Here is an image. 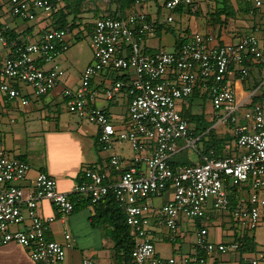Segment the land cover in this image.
Instances as JSON below:
<instances>
[{"label":"built area","instance_id":"obj_1","mask_svg":"<svg viewBox=\"0 0 264 264\" xmlns=\"http://www.w3.org/2000/svg\"><path fill=\"white\" fill-rule=\"evenodd\" d=\"M151 1L169 12L167 23L175 21L180 9L188 14L199 9L196 0H133V7L123 16L95 18L89 31L92 61L77 86H64L60 92L69 112L99 126L101 147L110 152L103 166L86 167L73 191L64 192L57 178L45 171L38 172L33 184L25 185L30 162L0 149V246L15 242L35 261L63 264L76 238L68 230L64 232L65 243L47 238L55 216L40 215L42 202L50 201L66 216L82 199L95 204L110 194L135 242L133 264H179L175 257L157 254L154 234L157 228L166 227L168 239L178 242L181 215L200 220L195 229L198 251L238 250L239 240L216 243L208 238L210 206L228 212L239 226L251 230L264 226V101L250 103L241 121L237 111L244 102H237L230 79L232 74L247 79L252 62L264 66V39L247 33L236 42L214 44L212 35L195 32L176 50L164 46L143 49L145 38L162 24L145 8ZM246 1L256 7L263 5L262 0ZM55 9L54 0H0V51L8 50L0 60V91L7 101L30 103L23 83L37 96L47 95L62 84L67 71L58 57L70 48L69 35L74 30L46 26L23 39L12 38L3 18L34 21L40 13L51 14ZM103 74L108 83L98 90L93 80ZM125 88L128 107L120 127L113 113L97 106L96 101L100 96L116 101ZM197 88L202 94L209 93L218 122L231 126L233 151L218 157L210 150L201 162L174 167L170 158L179 151V139L187 140L186 147H197L198 138L190 133V120L181 109ZM126 147L131 154H126ZM240 148L245 151L240 153ZM167 191L172 192L171 197L159 207L147 201ZM14 225L21 227L13 229ZM192 260L207 264L204 255L186 256L182 262ZM81 264L101 263L86 257Z\"/></svg>","mask_w":264,"mask_h":264},{"label":"crops","instance_id":"obj_2","mask_svg":"<svg viewBox=\"0 0 264 264\" xmlns=\"http://www.w3.org/2000/svg\"><path fill=\"white\" fill-rule=\"evenodd\" d=\"M196 1L199 5L196 14H188L186 13V9H180L175 13L174 22L179 21L180 30L187 34L186 40L195 32L212 35L214 37V44L236 42L242 35L247 33H254L259 38L264 39V0H262V7H256L246 0ZM54 2L56 4L55 10H58L61 6L60 0H54ZM155 6H157L158 11L162 9L155 1H151L145 6L148 12L150 9L149 13L151 17L156 13ZM131 8L127 9V11ZM51 14L42 12L34 21L3 18V22L9 25L10 30L17 35V38L23 39L26 34L39 33L41 29L49 26L52 22ZM177 14L179 18H177ZM93 22L94 20L91 21L89 31ZM78 29H74L71 33L72 35H69L70 43H72V40H75V33ZM178 42L175 43L174 50L178 49ZM7 51L6 48L0 51V60L7 55ZM66 52L58 57L61 65L62 59H69V55H65ZM92 58L93 56L91 55L88 64L92 61ZM249 66L250 76L247 79H239L238 75L234 74L230 76L231 82L236 89L238 103L244 102L245 104H250L255 101H264V66L254 62L250 63ZM1 79L2 76L0 74V81ZM105 79L106 74L97 76L93 80V85L98 90H102L108 83ZM67 83L68 71L61 84L62 88L70 86ZM21 87L26 94L32 91L28 86L24 85ZM197 90L199 89L197 88ZM60 92L56 94L52 90L49 94L45 95L44 100L47 98L46 103L42 99L38 100L28 95L30 98V103L28 104H24L19 99L7 101V97L1 92L0 149H3L12 156H18L30 162L32 168L25 185L33 184L38 172L45 171L57 178L58 187L61 191L71 192L80 180L83 170L91 165L98 164L103 166L108 161L110 152L103 150L101 147L99 126L69 112L63 105L64 102L61 99ZM197 97H201V95L199 94ZM204 101H206L209 111H213L210 98L204 99ZM187 102L188 104L185 102L181 104V109L189 110L193 113L194 108L189 104V100ZM96 105L112 112L116 124L122 127L128 107L127 88L123 90L122 95L116 101H109L100 96L96 101ZM200 132L201 137L207 131L201 130ZM200 137L197 138L199 139ZM125 151L126 154H131L128 147L125 148ZM204 154L199 151L194 154L187 152L183 144L179 146V151L173 154L170 160L177 166H183L187 165L186 161H190L191 164L201 162ZM171 193V191H167L165 198L154 197V202L152 201L153 206L159 207L165 203L171 197ZM159 198L160 200H156ZM39 213L42 217L55 216V220L46 232L48 239L65 243L64 232L66 230L70 231L76 238L73 246L67 249L66 259L63 264H81L82 260L86 257H92L101 264H126L125 260L117 258L114 224L110 217L111 210L106 204L102 205L100 203L94 205L88 199H82L77 203L73 212L62 216L50 201L45 200L39 207ZM219 217L217 213L209 212V221L219 220ZM183 224L181 219L182 236L179 241L187 236L188 226L185 224L183 226ZM195 229H189L192 247L195 252L187 254L192 255V258L204 255L206 256L207 264H264V227L260 226L249 235L242 234L236 238V240H239L238 238L243 239L244 236L248 238V241L245 242V248L239 249L236 252H213L209 254L196 249ZM208 238L214 241L210 238L209 234ZM166 240H169L168 229L166 227L157 228L154 234V241L158 255L163 258L175 257L179 264H185L182 262L186 257L182 250L184 246L182 245L183 247L181 246L180 250L177 251L175 247H170L166 244ZM251 249L254 250L253 253L249 252ZM254 260L257 263H254ZM0 264L49 263L33 260L26 248L20 244L11 242L0 246ZM188 264L197 263L195 260H192Z\"/></svg>","mask_w":264,"mask_h":264},{"label":"rangeland","instance_id":"obj_3","mask_svg":"<svg viewBox=\"0 0 264 264\" xmlns=\"http://www.w3.org/2000/svg\"><path fill=\"white\" fill-rule=\"evenodd\" d=\"M60 5H63V1L60 0ZM154 5V4H153ZM116 8L115 4H111L109 0H83L81 4V13L80 17L81 20V27L76 31L75 33V40H72V43L70 45L69 50H67L65 55H69V59H62V66L68 71V85L70 86H76L81 82V77L82 73L85 70L86 66L88 65V60L90 56H93V49H92V44L90 41V35H89V24L91 23L92 20L96 18L97 15L101 13H109L113 11ZM155 15H152L153 18L159 20L162 25L160 30L155 32V34L148 35L145 40L142 43V48L143 49H150L153 50L155 48L165 46L169 50H174L175 43L178 41H184L186 40L187 34L183 31L180 30L179 28V21L178 22H173V23H167L166 19L169 14V12L165 9L162 8L158 11L157 6H155ZM150 12V9H149ZM178 15V14H177ZM73 15H70V19L72 20ZM179 18V15L178 17ZM72 34H70L71 36ZM155 35V36H154ZM28 86V84H21V86ZM30 87V86H28ZM31 88V87H30ZM62 88V85L57 86L54 91L56 94H59L60 90ZM32 90V89H31ZM1 93V91H0ZM2 94V93H1ZM28 95H31L38 100H44L46 97L44 96H37L33 93V90L27 93ZM47 102V98L44 100V103ZM188 104V102H186ZM189 104H191V107L194 108L193 115L199 116L197 117L196 120L190 119V126L191 129L194 131H197L199 129V134L197 137H200L201 135V130H204L205 125L208 122H211L213 119H215V123L212 125V127L215 128L216 133L218 136L223 137L226 134L229 135L231 134V126L227 123H220L218 122L219 118H215V112L209 111L208 105L206 101L202 97H194L193 99H189ZM65 106V104H63ZM1 107V106H0ZM44 107V106H43ZM251 107L250 104H242L240 108L237 111L238 117L241 121L245 120L244 114L245 111H247ZM205 132L208 131L204 130ZM208 139V137H206ZM177 144L179 146L184 144L185 150L187 152L195 153V152H203L204 150V142L203 140L198 141V146L196 148L193 147H186L187 145V140L185 138H181L177 141ZM233 143L229 142L227 147L228 149H232L233 151ZM245 151V148H240L239 152ZM166 194L161 196V198H165ZM156 200H160L156 199ZM147 201L153 206L152 201L153 197H150L147 199ZM209 212H214L217 213L220 217L218 218L219 220L215 221H208L207 227L209 230V236L211 239L216 241L218 243L219 241L231 243L233 240L235 241L238 236H241L242 234H250L254 230H251L246 227L239 226V224L233 219V217L219 209H215L212 206L208 208ZM181 219L183 223L188 226L187 227V236L186 238L181 239L178 242H171L169 240H166L165 243L168 244L170 247H175L178 250H180V247L183 245L184 248L182 249L187 257H192L190 255L192 252L194 253V248L192 247V240L190 237V230H193L196 228L197 224L196 221H198L199 218L196 217H188L185 215H181ZM183 224V226H184ZM21 225H14L12 226L13 229H18L20 228ZM264 227V226H261ZM195 232V231H194ZM238 234V235H237ZM195 235V233H194ZM237 235V236H236ZM182 246V247H183ZM257 249V248H256ZM239 250V249H238ZM238 250H231L232 252H236ZM229 251V252H231ZM190 254H187L189 253ZM249 252H254L253 249H251ZM158 254V253H157ZM183 257V256H182ZM185 257V256H184Z\"/></svg>","mask_w":264,"mask_h":264},{"label":"trees","instance_id":"obj_4","mask_svg":"<svg viewBox=\"0 0 264 264\" xmlns=\"http://www.w3.org/2000/svg\"><path fill=\"white\" fill-rule=\"evenodd\" d=\"M63 5L60 6L58 10H55L52 12V22L49 26L51 27H58V28H70V30H74L76 28L81 27V22L78 23V21L81 20L80 13H81V4L83 0H62ZM111 4H115L116 8L109 12V13H101L96 16L98 17H103V16H118L120 15H125L127 12V9L131 8L133 6V0H109ZM70 15H73L72 20L70 19ZM91 24V23H90ZM89 24V26H91ZM93 25V24H92ZM9 35L12 38H16L17 35L10 30ZM186 41V40H184ZM184 41H179V46L178 48L182 45ZM199 92V93H198ZM201 95L205 100L209 98V93L205 92L204 94H201L199 90L195 89L192 95L190 96L189 99H193L194 97H197L198 95ZM255 101L254 103H256ZM182 114L184 117L188 118L189 120L192 118L193 120H196L197 117L193 115L189 110H182ZM191 119V120H192ZM216 120H213L211 122H208L205 125L204 130L208 131L202 135L198 140H203L204 142V150L203 153H208L210 150H215V153L218 157H226L232 153V149H228L227 145L229 142L233 143L234 136L233 134L229 133L226 134L223 137H220L217 135L216 130L212 125L215 123ZM190 133L194 136L197 137L199 134V129L197 131H194L190 128ZM208 137V139L206 138ZM171 164L175 167V163L170 160ZM187 165L191 164L190 161H186ZM233 189V193H234ZM232 206L236 205V198L234 194L232 195ZM105 205L111 210L110 217L111 221L114 224V239H115V250L117 254L118 259H123L125 260L126 264H133L132 263V251L134 249L135 242L133 238L129 234V228L128 225L126 224L125 221V216L114 198L112 194L108 195L104 200L95 203L94 205L98 204ZM239 241L241 242L240 248H245V242L248 241V238L240 239L238 238ZM247 245V244H246Z\"/></svg>","mask_w":264,"mask_h":264}]
</instances>
